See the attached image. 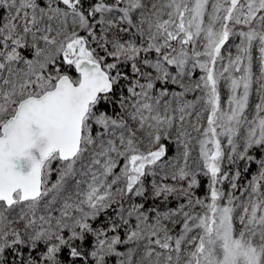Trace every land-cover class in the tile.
<instances>
[{"label": "snow or ice", "instance_id": "6c2138e0", "mask_svg": "<svg viewBox=\"0 0 264 264\" xmlns=\"http://www.w3.org/2000/svg\"><path fill=\"white\" fill-rule=\"evenodd\" d=\"M0 11V264H264V0Z\"/></svg>", "mask_w": 264, "mask_h": 264}, {"label": "rangeland", "instance_id": "374dc122", "mask_svg": "<svg viewBox=\"0 0 264 264\" xmlns=\"http://www.w3.org/2000/svg\"><path fill=\"white\" fill-rule=\"evenodd\" d=\"M0 12H2V11H0ZM7 13H6V11H3V15H0L1 17L2 16H4V15H6ZM222 96L226 99L227 98V91H226V89H222ZM254 99H255V97H253V101H254ZM193 143L195 144V141H193ZM225 143H226V141H225ZM175 153H174V151L173 152H170L169 153V156H172V155H174ZM196 158H197V149H194L193 150V152H192V164H193V166L195 167V165H196ZM247 172H249V169H248V171ZM247 172H244L243 170H242V178L240 179V181H239V184L241 185V187H243V186H245L247 183H248V181H249V179H248V177L245 175V174H247ZM257 172V171H256ZM255 172V173H256ZM53 179H55V176H53ZM226 187V191H227V189H229V185L227 184V183H225L224 185H223V187ZM196 194L198 195V196H203L204 194H205V192H203V191H196ZM237 195H240V193L239 192H237L236 193ZM156 202V204H159L160 202L159 201H155ZM147 203V202H146ZM176 204H177V201L176 200H170V202H169V204H168V207H175L176 206ZM147 207V206H146ZM164 207V205L163 206H161V208H163ZM103 219V217H101V220ZM110 264H114V261H112V262H110Z\"/></svg>", "mask_w": 264, "mask_h": 264}, {"label": "trees", "instance_id": "16d2710c", "mask_svg": "<svg viewBox=\"0 0 264 264\" xmlns=\"http://www.w3.org/2000/svg\"><path fill=\"white\" fill-rule=\"evenodd\" d=\"M0 15H3V11L2 12H0ZM1 17V16H0ZM257 156L259 157V154H257ZM257 168H258V166L255 164V163H253V164H251L250 165V167H249V172H247V174H245L247 177H248V179L250 180L251 179V177L255 174V172L257 171ZM243 170V165H241V171ZM241 178H242V176H241ZM206 185H207V180L205 179V178H201V186H200V188L199 189H197L198 191H203V192H206ZM224 189L226 190V187L224 186ZM228 190V189H227ZM156 203V202H155ZM153 205V201L151 200V199H149L148 201H147V203H146V206L147 207H151ZM160 206H163V205H160Z\"/></svg>", "mask_w": 264, "mask_h": 264}]
</instances>
